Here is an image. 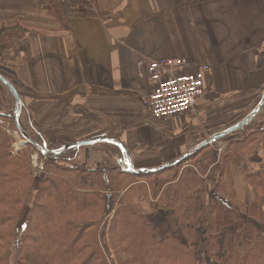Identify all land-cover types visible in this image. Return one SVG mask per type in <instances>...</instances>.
<instances>
[{"label":"crops","instance_id":"1","mask_svg":"<svg viewBox=\"0 0 264 264\" xmlns=\"http://www.w3.org/2000/svg\"><path fill=\"white\" fill-rule=\"evenodd\" d=\"M92 4L98 17L74 18L69 30L60 31L42 0H0L7 13L0 18L16 16L41 30L29 32L0 56V75L14 87L34 126L49 142L112 137L127 147L133 165L142 168L160 167L176 158L186 149L185 137L168 135L162 123L167 120H154L145 104L152 91L147 67L153 61L184 59V73L210 66L207 92L185 114H196L197 120L211 111L219 116L214 122L224 125L242 117L262 94L264 0ZM10 104L0 84V114ZM262 112L258 116L264 126ZM86 151L90 168L125 161L104 144ZM224 176L230 196L244 204L253 201L235 166H228Z\"/></svg>","mask_w":264,"mask_h":264},{"label":"trees","instance_id":"2","mask_svg":"<svg viewBox=\"0 0 264 264\" xmlns=\"http://www.w3.org/2000/svg\"><path fill=\"white\" fill-rule=\"evenodd\" d=\"M42 4L60 31L69 30L74 18L99 16L92 0ZM0 24V56L29 32L41 31L16 16L2 17ZM6 90L11 104L0 119L11 122L12 131L16 106ZM256 119L231 134L217 177L213 143L189 156V164H182L185 159L144 175L130 172L122 160L88 167L89 146L59 157L38 151L44 174L36 178L28 153L15 155L12 137L0 128V264H11L8 254L17 251L22 264H264V162L263 169L254 168L255 160L264 161V126ZM18 125L33 151L67 145L49 142L23 104ZM230 165L245 177L251 203L227 193L224 174ZM22 207L29 208L28 217L18 230Z\"/></svg>","mask_w":264,"mask_h":264},{"label":"rangeland","instance_id":"3","mask_svg":"<svg viewBox=\"0 0 264 264\" xmlns=\"http://www.w3.org/2000/svg\"><path fill=\"white\" fill-rule=\"evenodd\" d=\"M20 1L23 2V0H19V1L17 0V3L20 4ZM3 3H5V1L2 2L1 4H3ZM4 8H5L4 6H1L0 7V15L1 16H4V15L7 14L6 13V10ZM174 59H176V58H174ZM261 93L262 94L259 95V96H257V98L255 99V101L253 103L254 105H252L253 107H251L248 110L244 111L242 117L233 119L232 121H229V122H227L224 125H219V123L216 124V122H214V121H216L218 119L219 116H217L215 114L212 115V112L211 111L209 112L210 114H206V116H203V115L202 116H199L198 117V120L196 119V114L191 113L188 116L187 115L186 116L184 115V116H181V117H178L177 116L178 118L177 117H174V118H177L175 120H170V121L167 120L166 122H162V123H165V125H166V127H164V130H165V132L168 135H170L172 133L170 136H173V134H174V135H177V137H179L180 135H183L182 136L183 138L185 137V140L182 141L183 142L182 144L183 145L186 144V149L183 152H181L180 154H178L176 156V158H174L172 160L174 161L176 159L181 158V156H183L184 154L188 153L189 151H191L192 149H194L196 146H198L199 144H201L205 140H208L212 136H214L216 134H219L220 133V130H222L223 128H225L227 126H230L231 124H233L236 121H238L237 123L241 122L244 118H246L256 108V106L258 105V103L260 102V100L262 99V97L264 96V90ZM263 112H264V110H263ZM0 115H2V114H0ZM203 117H206L205 121H204ZM171 121H172V125H169L171 123ZM256 121H257V124L259 126H263V123L261 121L260 116L257 117ZM192 122L197 123L195 125V127L191 126L192 125ZM10 123L11 122H9V121H6V120L4 121V119H2V120L0 119V128H5L6 131L5 130L4 131L5 132L8 131V134L13 139V142H14L13 146L14 147L12 146L11 151L15 155L18 154V153H21V152L28 153V158L26 159V163H27V166H28L31 174L33 175L32 177L41 178L42 174H44V171H43V168H42V162L39 159V154H38L40 152V150H38L37 148H36L35 151H33L32 149H29L28 148V145L30 143L29 142L24 143V139L20 136V134L17 131L16 127L12 131L9 130ZM233 139H234V137H232L231 135H228L227 137L222 138L220 140H217V142L214 143V149L218 153V162H217L216 167L212 171L213 176H215V177L218 176V172H219V169H220L219 158H220V156L224 155L225 152H228L227 147L229 146V144H231V142L233 141ZM189 140H192V141L189 143ZM15 146H17L16 147L17 150H14ZM207 147H209V146H207ZM63 148H64V146L60 150H58V151H51V152L59 153V151L61 152V150H63ZM204 148H206V147H204ZM114 152H116L117 155H119V156H123L122 152L119 149H114ZM59 156H61V155H59ZM59 156H53V157H59ZM34 157L37 158V163L39 164V166H37V168H34L33 165H32V161H33L32 158H34ZM188 158H186L187 161L185 159H184L185 161L182 160V161L185 162V163L183 162L182 164H187V163L189 164L190 161L188 160ZM124 160L127 163V160H126L125 157H124ZM182 161H180L179 163H181ZM255 161L259 165L258 164L255 165L254 164V168H256V169H258V168L263 169V162L264 161L263 160L261 161V160H258V159L255 160ZM142 169H152V168H142ZM166 169H168V168L162 169L160 171H164ZM160 171H157V172H160ZM208 175L210 176L209 172H208ZM215 179H217V178H215ZM263 203H264V198H262V200H261V205H263ZM144 206L147 207V204L145 203ZM28 210H29L28 207H22L21 208L20 213H19V215H18V217H17V219L15 221V223L17 224V227H19L18 230L26 222L25 220L28 217ZM6 255H7V250H6ZM8 256L10 258L11 264H22L23 263V262L20 261L21 259L18 261V251H17V253L12 252V253L8 254Z\"/></svg>","mask_w":264,"mask_h":264},{"label":"built area","instance_id":"4","mask_svg":"<svg viewBox=\"0 0 264 264\" xmlns=\"http://www.w3.org/2000/svg\"><path fill=\"white\" fill-rule=\"evenodd\" d=\"M186 67L187 61L184 59H163L149 63L147 76L152 91L145 104L154 120L166 121L183 116L205 95V76L210 72V66L202 64L196 71L184 73ZM16 147L14 150H17ZM32 160L33 167L37 168V158Z\"/></svg>","mask_w":264,"mask_h":264},{"label":"water","instance_id":"5","mask_svg":"<svg viewBox=\"0 0 264 264\" xmlns=\"http://www.w3.org/2000/svg\"><path fill=\"white\" fill-rule=\"evenodd\" d=\"M0 83H2L10 91V93L12 94V96L14 98L16 109H15V113L13 116V122H14V125H15L17 131L19 132V134L24 139V141H25L24 143H27V142L31 143L28 136L24 132H22V130L20 129V127L18 125V118H19L20 111L22 108V103H21L20 97L18 96L16 90L10 84V82H8V80H6L1 75H0ZM263 109H264V96L262 97V99L260 100V102L258 103L256 108L246 118H244L241 122L237 123L236 125L228 128L227 130H225L219 134L212 136L208 140H205L204 142H202L201 144L196 146L194 149H192L188 153L181 156V158H179L175 161L166 163V164H164L160 167L154 168V169L134 170L133 163H132V160H131V157H130V154L128 152L127 147L122 142H120L119 140L114 139L112 137H107V136H102V137H97V138H93V139L86 140V141H80V142L67 144L64 146L63 150H61V152L59 151V153H55V152H51V151L47 150L46 146L36 147V148L38 150H40L41 152H43L44 154L53 157V156L62 155L65 151H67L71 148H75V147L92 146V145H98V144H112V145L118 147L120 150H122V152L125 155V158L128 162V167L130 169V172L137 174V175H143V174L157 172V171H160L162 169L172 167V166L176 165L177 163H179L180 161H182V160L188 158L189 156L197 153L198 151L202 150L204 147L211 146L213 143L217 142V140H220L222 138L227 137L228 135H231V134L237 132L242 127H244L245 125L250 123L252 120H254L263 111Z\"/></svg>","mask_w":264,"mask_h":264}]
</instances>
